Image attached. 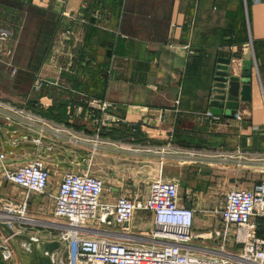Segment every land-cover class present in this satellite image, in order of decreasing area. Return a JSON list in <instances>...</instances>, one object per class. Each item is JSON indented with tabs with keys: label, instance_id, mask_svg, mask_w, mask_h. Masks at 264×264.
<instances>
[{
	"label": "crops",
	"instance_id": "1",
	"mask_svg": "<svg viewBox=\"0 0 264 264\" xmlns=\"http://www.w3.org/2000/svg\"><path fill=\"white\" fill-rule=\"evenodd\" d=\"M0 22L14 31L12 40L0 41V195L27 204L37 221L32 228L57 231L47 228L54 219L49 194L69 169L63 159L86 156L82 140L69 135L99 136L92 153L106 152L114 162L102 201L139 196L128 190L132 182L148 183L144 198L161 175L173 178L180 203L195 209L194 233L201 238L220 227L213 210L223 201L213 194L224 195L261 169L237 156L264 152V0H0ZM249 53L257 65L250 100L239 101L236 116L211 114L217 59H231L239 75ZM37 77L58 85L35 90ZM102 101L116 121L104 120ZM48 122L69 133L56 137ZM66 146L75 154H66ZM43 153L49 194L25 198L1 166L14 169ZM132 218L86 235L158 244L147 240L152 213L136 210ZM209 240L192 243L195 254L212 253Z\"/></svg>",
	"mask_w": 264,
	"mask_h": 264
},
{
	"label": "built area",
	"instance_id": "2",
	"mask_svg": "<svg viewBox=\"0 0 264 264\" xmlns=\"http://www.w3.org/2000/svg\"><path fill=\"white\" fill-rule=\"evenodd\" d=\"M13 37V29L0 22V41L12 40ZM10 71L13 76L16 66L13 65ZM56 85L57 82H46L38 77L33 83L35 90ZM98 109L106 112L107 103L100 102ZM106 115L104 120L116 121L112 114L106 112ZM214 119H219V116H214ZM104 120L98 119L101 124ZM44 124L46 128L52 127L56 137L63 138L64 133H69L65 125ZM67 137L84 139L74 135ZM98 138L93 139L95 145ZM35 142L40 143V139L36 138ZM45 149L48 151L51 146ZM3 158L0 153V162ZM237 158L259 163V172L264 173V152L238 151ZM1 167L5 181L22 188L25 198L33 193L49 194L51 171L40 155L14 169ZM149 185L144 198L119 195L114 202H107L100 199L104 189L101 176L65 171L57 192L49 194L53 198L54 219L47 228L57 231L41 234L37 228H32L37 221L27 215V204H16L4 197L0 198V218L5 220L13 235L25 234L32 241H58V249L49 254L45 252L52 264H264V175L253 181L249 188L233 186L224 193L222 205L213 210L220 222V227L210 232L215 250L201 256L195 254L198 247L192 245L194 240L200 239L192 231L195 209L180 203L179 184L173 180L154 179ZM136 210L152 213L154 221L147 240L158 244L86 235L89 222H94L97 232L100 228L111 231L129 223ZM17 223L20 227H16ZM23 225L27 228L23 229ZM19 244L29 249L27 241L22 239ZM234 245L240 246V250L236 251ZM0 261L3 264H22L9 236L1 227Z\"/></svg>",
	"mask_w": 264,
	"mask_h": 264
},
{
	"label": "water",
	"instance_id": "3",
	"mask_svg": "<svg viewBox=\"0 0 264 264\" xmlns=\"http://www.w3.org/2000/svg\"><path fill=\"white\" fill-rule=\"evenodd\" d=\"M241 71L239 75L233 74L234 66L229 58L217 59L216 70L213 76L212 94L209 102V112L215 115L227 117L236 116L239 101L247 102L250 100V87L252 71L256 70L257 65L253 62L251 54L244 55L241 61ZM14 220L13 218H11ZM0 227L3 233L9 236L10 243L22 264H52L51 251L59 248V242L38 240L32 241L25 234L13 235L7 227L5 220L0 218ZM87 232H97L95 228L86 227ZM29 243V249L22 248L20 240ZM47 252L48 254H45ZM0 264H3L0 261Z\"/></svg>",
	"mask_w": 264,
	"mask_h": 264
},
{
	"label": "rangeland",
	"instance_id": "4",
	"mask_svg": "<svg viewBox=\"0 0 264 264\" xmlns=\"http://www.w3.org/2000/svg\"><path fill=\"white\" fill-rule=\"evenodd\" d=\"M81 137L84 138L81 140L84 143L83 149H84V152L86 153V156L84 157V159L82 161L75 159L76 157H74V156L72 157L70 155L65 157L63 159L64 163L65 162L69 163V169H66V170L71 171V172H77V173L88 172L89 174H92V175L101 176L102 179H104L103 180V186H104L103 194L104 193L108 194V193H110V186H109V184H110V180H109L110 179V172H111L112 166L114 169V162L109 160V155L106 152H101L100 155L99 154L96 155V154L92 153L93 146H94L93 144L95 142H93L91 138H88L86 136L81 135ZM66 148H68V149H66V154L67 153L73 154V155L75 154L71 151L72 148L70 146H66ZM40 156L45 160V162L48 160L44 153L40 154ZM263 175H264V173H260V172L252 173L251 172L249 176H246L244 181H242V180L240 181V184H239L240 188H249V186L252 184L253 181L258 180V177H262ZM158 178L162 179V176L159 175ZM167 179L174 181L173 178H167ZM147 184L148 183H145V182H138V183L132 182V183L127 184L128 185L127 188H128V190H130V192H132V193L135 192L136 194H138L140 196V194L144 193L146 188L148 187ZM231 187H232V185H231ZM2 197L3 196L0 195V198H2ZM222 198H223L222 192H216V194H213V196L211 197L212 200H215V202H218V203L220 201H223ZM198 227H200V226H197V229H198ZM192 231L194 232L195 230L192 228ZM209 238L212 239L210 237V235L203 236L200 239L194 240L193 244H195V243L199 244V241H200V243L209 242L210 241ZM233 248L236 251L240 250V246H237V245H234ZM196 254L199 255L198 253H196Z\"/></svg>",
	"mask_w": 264,
	"mask_h": 264
}]
</instances>
